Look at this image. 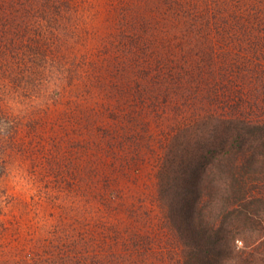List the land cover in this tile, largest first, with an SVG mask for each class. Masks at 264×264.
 <instances>
[{"label":"rangeland","instance_id":"1","mask_svg":"<svg viewBox=\"0 0 264 264\" xmlns=\"http://www.w3.org/2000/svg\"><path fill=\"white\" fill-rule=\"evenodd\" d=\"M208 112L264 120V0H0V264H181L158 152Z\"/></svg>","mask_w":264,"mask_h":264},{"label":"trees","instance_id":"2","mask_svg":"<svg viewBox=\"0 0 264 264\" xmlns=\"http://www.w3.org/2000/svg\"><path fill=\"white\" fill-rule=\"evenodd\" d=\"M158 154L157 199L182 246L181 264L243 260L248 235L262 238L264 120L214 112L177 120Z\"/></svg>","mask_w":264,"mask_h":264}]
</instances>
